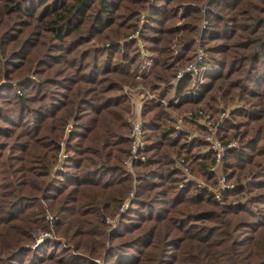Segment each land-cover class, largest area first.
I'll use <instances>...</instances> for the list:
<instances>
[{
    "label": "trees",
    "instance_id": "trees-1",
    "mask_svg": "<svg viewBox=\"0 0 264 264\" xmlns=\"http://www.w3.org/2000/svg\"><path fill=\"white\" fill-rule=\"evenodd\" d=\"M199 111L237 142L215 171ZM0 264H264V0H0Z\"/></svg>",
    "mask_w": 264,
    "mask_h": 264
},
{
    "label": "built area",
    "instance_id": "built-area-1",
    "mask_svg": "<svg viewBox=\"0 0 264 264\" xmlns=\"http://www.w3.org/2000/svg\"><path fill=\"white\" fill-rule=\"evenodd\" d=\"M138 35H139V32L135 31L133 34H131L129 36V38H138ZM203 57H204L203 50L201 48H198L195 60L193 62L189 63L184 69L179 71L176 75L175 80L180 79L185 74H189L193 78L192 85H196L199 82H201V72L204 69V66H202ZM142 65H143V67L150 66L149 60L146 59V61H144ZM143 67H141L142 70H144ZM136 78H139V76L137 75ZM175 80L172 81V84H174ZM124 90L129 96H131V95L138 96L140 94H143V92L147 93V91H145V88L142 85H138L136 87L126 86V87H124ZM138 90H140V92H138ZM141 109H142L141 104H138L134 108H131V110L128 114V119H127L128 122L130 123V132H129L130 157L126 161H124V164H126L130 170L132 168V164H133L134 160H136V159L143 160L144 159L143 151L145 148V143H144V134H143V129H142L143 119L141 118ZM191 114H192L191 111L183 113L184 116H189V117L191 116ZM226 116H227V112H225V111L221 112L219 114V117H218V123H222L223 119ZM198 122H199V124H201L202 126L207 128V130H208V133L201 136V138H203V140L207 143L209 149L214 154V164L210 167V170L215 171L220 166V163L224 157L226 148L237 146V142L236 141H230L226 145H224L221 142V140L216 136V129H217L216 126L217 125L212 123L211 117L209 114H204L202 111H199ZM175 127H176V129H183L181 117H178ZM73 128H74V123L72 121H69L65 125V128H64L65 134L70 132ZM194 137H198V134L195 132H189L188 139H192ZM68 155L69 154L64 149L63 143H61V149L58 153V167L57 168L59 170L63 169V162H65ZM182 170H183V173L185 176V182L194 181L200 187H207L210 191H212L214 193V195L217 199L220 198L221 192L223 190L230 189L233 187V185L231 183H228L225 180V176L223 174L219 175V177H218V180H217L218 188L213 189L203 179L195 178L194 175L188 169V167L183 166ZM181 186L182 185L180 184V187ZM125 207H127V203H124L121 206L120 211L123 210ZM45 218L48 221H52L54 219V217L49 213H46ZM109 221L110 220L107 219V222H109ZM48 237H51V234L47 231L37 232L36 243H40L41 241H43L44 239H46Z\"/></svg>",
    "mask_w": 264,
    "mask_h": 264
},
{
    "label": "rangeland",
    "instance_id": "rangeland-1",
    "mask_svg": "<svg viewBox=\"0 0 264 264\" xmlns=\"http://www.w3.org/2000/svg\"><path fill=\"white\" fill-rule=\"evenodd\" d=\"M140 44H141V42H140ZM143 45V43L141 44V46ZM142 50V49H141ZM143 52H142V54H144L145 55V58L147 57L148 58V55H151L148 51H146L145 49H143L142 50ZM145 65V64H144ZM141 67H143V65L141 66ZM143 71H144V73H147V71L149 70V66H145V67H143ZM138 85H142L144 88H145V86L143 85V84H141V83H138L137 85H131V86H129V87H136V86H138ZM127 85H125L124 87H126ZM123 90H124V88H123ZM145 91H147L146 90V88H145ZM124 92H125V90H124ZM138 92H140V90H138ZM126 93V92H125ZM126 95L128 96V98H129V101H130V110H131V108H134L136 105H138V104H141L142 105V99H143V97L145 96V95H148V96H150L151 97V95H150V93L147 91V93H145V92H143V94H140V95H138V96H136V95H131V96H129L127 93H126ZM162 102L164 103V104H166V102L164 101V100H162ZM130 112V111H129ZM128 114L129 113H127V115H126V118L128 119ZM141 118H142V116H141ZM143 119V118H142ZM128 121V120H127ZM144 122V121H143ZM129 123V122H128ZM129 125H130V123H129ZM143 126V125H142ZM67 135L65 134V132H64V135H63V138H62V140H64L65 139V137H66ZM194 177L195 178H197V179H200V178H198V177H196L195 175H194Z\"/></svg>",
    "mask_w": 264,
    "mask_h": 264
}]
</instances>
